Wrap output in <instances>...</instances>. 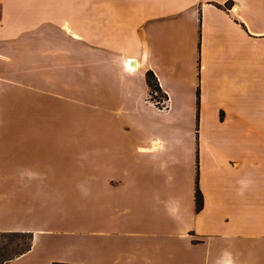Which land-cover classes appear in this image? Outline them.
<instances>
[{
	"label": "crops",
	"instance_id": "1",
	"mask_svg": "<svg viewBox=\"0 0 264 264\" xmlns=\"http://www.w3.org/2000/svg\"><path fill=\"white\" fill-rule=\"evenodd\" d=\"M42 98L95 109V264H264V0H0V232L32 234L3 264L49 235L21 217L49 175L8 132ZM82 239L43 264H88Z\"/></svg>",
	"mask_w": 264,
	"mask_h": 264
},
{
	"label": "rangeland",
	"instance_id": "2",
	"mask_svg": "<svg viewBox=\"0 0 264 264\" xmlns=\"http://www.w3.org/2000/svg\"><path fill=\"white\" fill-rule=\"evenodd\" d=\"M43 98L41 105L29 110L25 119L8 126L9 133L16 132L20 136L19 142L24 149L37 151L35 159L45 167L53 192L48 196L50 205L46 207L41 203L30 206L23 203L21 217L26 223L49 230V235L41 237L37 243L36 252L41 256L42 264L47 257L57 256L60 252L65 255L69 247H78L82 238L83 245L87 246L88 264H95L97 239L92 232L96 223L95 109L92 105L85 106L90 104L77 103L70 107L69 104L59 106L56 103L54 108H49ZM149 99L163 107L166 94L161 87L150 88ZM9 153L15 154V150L10 149ZM8 176L16 174L9 173ZM29 241L26 234L0 232V262L15 257Z\"/></svg>",
	"mask_w": 264,
	"mask_h": 264
},
{
	"label": "trees",
	"instance_id": "3",
	"mask_svg": "<svg viewBox=\"0 0 264 264\" xmlns=\"http://www.w3.org/2000/svg\"><path fill=\"white\" fill-rule=\"evenodd\" d=\"M147 81H148L151 89H153V88L154 89H160L158 82H157V80H156V78L152 72L147 73ZM202 205H203V197H202L201 191L197 188V191H196V207H197V209L200 210L202 208ZM12 233L21 234V235L26 234L29 236V239H30L27 246L24 249H22L19 253H17L16 256L21 255V254H23V253H25L31 249V245H32V234L31 233H25V232H12ZM12 258H14V257L6 258V259L2 260L0 262V264H3L4 262H6Z\"/></svg>",
	"mask_w": 264,
	"mask_h": 264
},
{
	"label": "built area",
	"instance_id": "4",
	"mask_svg": "<svg viewBox=\"0 0 264 264\" xmlns=\"http://www.w3.org/2000/svg\"><path fill=\"white\" fill-rule=\"evenodd\" d=\"M231 10H234V6L231 7ZM154 94L157 95L158 92L155 91ZM168 102H169V99H168V97H167V95H166V99L162 102V104H163V108H166V107H167Z\"/></svg>",
	"mask_w": 264,
	"mask_h": 264
},
{
	"label": "bare ground",
	"instance_id": "5",
	"mask_svg": "<svg viewBox=\"0 0 264 264\" xmlns=\"http://www.w3.org/2000/svg\"><path fill=\"white\" fill-rule=\"evenodd\" d=\"M134 63V62H133ZM136 66V64H134L133 66H131L130 64H129V68H134Z\"/></svg>",
	"mask_w": 264,
	"mask_h": 264
}]
</instances>
